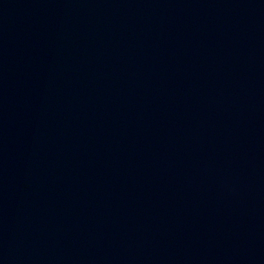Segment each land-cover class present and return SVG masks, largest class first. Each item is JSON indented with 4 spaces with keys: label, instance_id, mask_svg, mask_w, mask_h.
Here are the masks:
<instances>
[{
    "label": "water",
    "instance_id": "obj_1",
    "mask_svg": "<svg viewBox=\"0 0 264 264\" xmlns=\"http://www.w3.org/2000/svg\"><path fill=\"white\" fill-rule=\"evenodd\" d=\"M0 264H264V0H0Z\"/></svg>",
    "mask_w": 264,
    "mask_h": 264
}]
</instances>
